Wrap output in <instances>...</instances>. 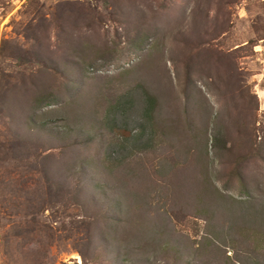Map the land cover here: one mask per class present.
<instances>
[{
	"label": "rangeland",
	"instance_id": "374dc122",
	"mask_svg": "<svg viewBox=\"0 0 264 264\" xmlns=\"http://www.w3.org/2000/svg\"><path fill=\"white\" fill-rule=\"evenodd\" d=\"M0 264H264V0H0Z\"/></svg>",
	"mask_w": 264,
	"mask_h": 264
},
{
	"label": "bare ground",
	"instance_id": "6f19581e",
	"mask_svg": "<svg viewBox=\"0 0 264 264\" xmlns=\"http://www.w3.org/2000/svg\"><path fill=\"white\" fill-rule=\"evenodd\" d=\"M79 261V260H78Z\"/></svg>",
	"mask_w": 264,
	"mask_h": 264
}]
</instances>
